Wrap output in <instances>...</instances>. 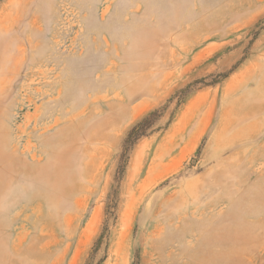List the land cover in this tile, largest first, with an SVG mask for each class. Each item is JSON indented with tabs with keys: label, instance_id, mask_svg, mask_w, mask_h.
Listing matches in <instances>:
<instances>
[{
	"label": "rangeland",
	"instance_id": "obj_1",
	"mask_svg": "<svg viewBox=\"0 0 264 264\" xmlns=\"http://www.w3.org/2000/svg\"><path fill=\"white\" fill-rule=\"evenodd\" d=\"M0 264H264V0H0Z\"/></svg>",
	"mask_w": 264,
	"mask_h": 264
},
{
	"label": "trees",
	"instance_id": "obj_2",
	"mask_svg": "<svg viewBox=\"0 0 264 264\" xmlns=\"http://www.w3.org/2000/svg\"><path fill=\"white\" fill-rule=\"evenodd\" d=\"M157 116L156 112L151 113L150 115L144 117L141 121H139L136 125L132 127V129L127 134V137L125 138L123 153L121 156V163L119 166V173L123 172L125 162L127 159V153L129 150L133 147V145L137 142V140L146 135L148 132V129L152 125V120Z\"/></svg>",
	"mask_w": 264,
	"mask_h": 264
}]
</instances>
